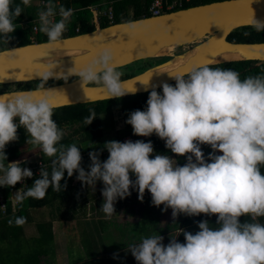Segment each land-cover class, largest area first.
I'll return each instance as SVG.
<instances>
[{
    "label": "clouds",
    "instance_id": "1",
    "mask_svg": "<svg viewBox=\"0 0 264 264\" xmlns=\"http://www.w3.org/2000/svg\"><path fill=\"white\" fill-rule=\"evenodd\" d=\"M29 4L30 0H0V40L10 39L8 34L15 28L13 20L22 12L21 5ZM72 11L56 0H45L38 10L39 30L50 45L61 38ZM141 23L125 21L121 27L135 35ZM248 24L256 31L264 30V21L253 15ZM209 63L166 72L174 85L162 81L158 92L153 83L143 110L129 112L125 120L134 135L155 134L165 148L183 155L182 165L174 157L154 153L150 140H109L103 144L107 158L101 161L98 151H90L85 171L80 166L79 147L58 143L63 130L52 118L50 102L56 90L45 88V82L75 76L83 90L89 85L98 87L106 99L119 98L135 89L123 86L122 73L109 47H99L87 63L73 64L66 73L54 74L57 59H50L35 74L42 89L39 95L32 90L0 94V186H12L33 176L28 167H22V160L6 162L5 146L17 139L16 129L22 127L27 133L25 143L38 146L51 160L50 168L41 167L30 187L13 194L17 203L28 197L42 199L50 187L60 191L62 177L65 173L72 176L75 170L82 184L102 183L100 209L106 216L114 213L117 198L130 194V187L138 199L147 189L151 204H162L161 211L170 208L172 217L178 213L215 214L216 227L202 219L194 233L182 229L183 243L175 235L162 244L159 234L129 243L127 250L137 264H264V223L257 219L264 217V73L241 78L234 69L210 67ZM153 73L160 72L149 69L145 78L135 80L147 88ZM88 111L85 125L96 116L94 110ZM201 144L211 149L207 159ZM243 216L248 219H240ZM16 222L21 223L22 218Z\"/></svg>",
    "mask_w": 264,
    "mask_h": 264
},
{
    "label": "trees",
    "instance_id": "2",
    "mask_svg": "<svg viewBox=\"0 0 264 264\" xmlns=\"http://www.w3.org/2000/svg\"><path fill=\"white\" fill-rule=\"evenodd\" d=\"M162 1V13H168L222 0H183L180 6L176 5L173 8H169V6L180 0ZM44 2L45 0H30L28 6L21 5L22 12L13 20L15 28L8 34L10 39H8L7 42L0 40V51L27 44L47 42L46 34L39 30V20L37 16L38 10L44 7ZM152 2L153 0H56L57 4H62L65 8L70 7L73 10L60 39L89 34L95 31L96 25L93 21L94 15L96 16V22L100 29L125 21H134L151 17L149 6ZM14 3H19V0H14ZM108 8L111 9L112 19H108L107 16L104 15ZM92 9L95 10L94 14ZM33 25L37 26L36 33L32 30ZM227 41L235 44L264 43V30L256 31L251 26L240 27L229 34ZM186 47L188 46H178L173 51V55L182 54L188 49ZM171 58L172 56L162 58L151 57L129 66L134 69L143 66L139 71V73H141L147 69L161 65ZM153 59H164L165 62L153 66L151 63ZM209 66L234 69L240 74L241 78L247 75L264 73V61L260 60H233L215 63ZM131 76L133 75H125L121 80ZM74 79L76 78L52 80L48 82L49 84H47V86L69 82ZM171 84L174 85V83ZM22 85L20 90L35 89L31 83H23ZM38 86H36V88H38ZM157 91L159 92L160 88L157 89ZM147 95L148 92L116 99L53 108L52 118L57 126L63 130L62 138L58 143L63 144L65 147L69 144H76V146L79 147L81 155L80 166L84 168L85 171L88 170V165L90 163L88 155L90 151H98V158L103 161L108 155L107 150L103 148L104 142L109 140L122 142V138L125 136H131L135 138V140H150L154 153L167 154L170 157H174L178 165H182L185 162L184 156L174 154L169 149L165 148L162 139L158 138L155 134H150L145 139H142V136L134 135L131 126L125 123L129 112L136 109L143 110L146 106L145 101ZM89 109L94 110L96 116L93 117L90 123L85 125L83 121L84 117L89 114ZM108 128H112L113 132L108 134L105 131ZM16 134L17 139L8 142L5 146L6 162L22 160V167L33 166L39 160L50 162L51 158L45 156L38 146L25 143L27 133L22 127L16 129ZM200 147L207 159V153L210 152L211 149L205 144H201ZM261 172L264 173V166L261 167ZM35 178L38 177L34 175L31 177L28 187L31 186L32 180ZM130 179H134L131 174ZM60 184L63 186L60 191H53L50 187L46 189V194L42 199L28 197L22 203H16L13 209L11 207L14 206L11 205L10 201H6L7 207L4 213L0 211V264H5V262L12 261L13 259L15 260L14 264H29V262H32L27 256H23V252L20 251L22 245L19 237L23 233V225L31 221V212L33 210L50 208L49 211L53 214L54 210L60 211L64 206L67 208L65 213L73 216L76 215V210L84 208L81 215L86 216L87 209L85 208L88 202L93 203L97 199L103 202V197L101 195V188L103 185L99 180L96 181L94 185L95 190L93 192L86 191L83 189L81 181H76V172L74 170L72 176H67L65 173ZM16 188L17 184L12 186H0V194L7 198ZM126 197L123 199H116L114 202V215L119 213L121 205L127 200ZM127 204L124 203L123 205L127 207ZM90 208L93 210L94 205L92 204ZM149 208L150 206L140 207V215L145 216L148 214L147 211ZM17 218H22V222L17 223ZM214 218L215 214L211 216L206 214H198L195 216L180 214V220L172 227H188L197 224V222L202 219L209 221L211 219L214 220ZM247 218V216H243L240 219L243 220ZM8 246H10L16 258L11 255L12 253L10 254L8 252L10 249ZM30 255L31 254H29V256ZM31 257L32 256H30V258Z\"/></svg>",
    "mask_w": 264,
    "mask_h": 264
},
{
    "label": "water",
    "instance_id": "3",
    "mask_svg": "<svg viewBox=\"0 0 264 264\" xmlns=\"http://www.w3.org/2000/svg\"><path fill=\"white\" fill-rule=\"evenodd\" d=\"M251 15L259 21H264V0H248V3H244V0H222L162 13L158 16L134 20L142 22L135 35H129V33L121 27L122 23H120L110 25L106 28H98L89 34L59 39L57 43L52 45L48 42H43L14 47L18 48L14 51H10L9 49L3 50L0 51V64L3 65L6 71L4 77L0 78V85L39 81V77H36L35 75L39 69H34L31 72L27 71V63H24V61L22 62L19 58L21 55L27 53L59 48L88 49L84 54L79 56L57 61V65L52 71L54 74L57 72L66 73L67 69L72 67L73 64L75 66H82L87 63L93 55H95L96 52L93 53L91 50L97 49L98 46H93V44H90L89 42L78 43L77 39L92 34H95V37L103 34L105 35L107 31L111 30H119V32L112 39L105 42L104 45L115 48V59L118 61L115 63L117 68H124L147 58L158 57L153 54V52L163 45L176 42L174 46L175 49L178 46H184L185 44L196 42L199 39H202V42L198 46L196 54L193 56L195 59L191 58L189 60L190 62L188 61L182 67L178 68V71H186L192 65H198L204 62H210L209 65L215 64L212 63V58L224 46L249 54V57L242 60L264 61V56L261 55H264V43L235 44L227 41V37L233 30L240 27L250 26L248 21L251 18ZM221 36L223 37L220 39ZM185 38H191L192 41L182 44L180 41ZM256 55H261V57H256ZM80 57H86L88 59H76ZM17 62L25 65L23 75H21L22 70L19 68L9 69L7 71L11 64ZM158 66L150 69H155ZM41 69H43V67H41ZM148 71L149 69L129 78L122 79L125 88L131 89L133 87L135 91L127 92L121 97L146 93L150 90L153 83L157 85V89H159V84L162 81L170 84L174 83V80L169 74L153 73L149 78V83L146 88L139 80L135 79L145 78ZM71 78L76 77H68V79ZM60 79L64 78L61 77ZM48 80L59 79L49 78ZM44 87L56 90L50 96V102L52 103L53 108L116 99V97L106 99L102 89L91 85L86 88L88 91L83 90L79 86L77 78L69 82ZM30 90L34 93H40L42 89L35 88ZM17 91L21 90L7 91L0 94L4 93L11 95Z\"/></svg>",
    "mask_w": 264,
    "mask_h": 264
},
{
    "label": "crops",
    "instance_id": "4",
    "mask_svg": "<svg viewBox=\"0 0 264 264\" xmlns=\"http://www.w3.org/2000/svg\"><path fill=\"white\" fill-rule=\"evenodd\" d=\"M173 51L159 56L160 58L172 56ZM76 181L80 182L77 179ZM82 187L90 192L95 190L85 183ZM16 191V189L13 190L7 198L14 199L13 194ZM129 192L124 202L125 204L128 202L127 207L123 205L124 203L123 206L121 205L120 217L118 213V215H104L91 220L89 216L81 215L84 208H77L76 215L70 216L65 213L67 208L64 206L60 211L54 210L53 214L50 213V208L33 210L31 221L22 227L23 233L19 237L22 245L20 251L23 252V256L32 260L29 264H137L127 250L129 243L139 242L142 237L154 234L161 235L162 244H167L169 236L175 235V239L183 243V232H180L182 229L191 233L198 230L197 224L188 227H172L180 220L181 213L172 217L170 208L161 211L164 207L162 204L152 205L147 189L142 199L137 198V192L131 187ZM10 203L14 206L11 208H15L17 202L10 200ZM93 203H87L85 208L87 213L91 210ZM133 204L137 206L136 210L131 209ZM144 206H150V208L147 211L148 214L141 216L139 208ZM215 219L208 221L210 227L217 226ZM257 219L264 223V217ZM8 252L14 256L11 248ZM28 253L31 254V258ZM14 262L13 259L5 264H14Z\"/></svg>",
    "mask_w": 264,
    "mask_h": 264
},
{
    "label": "bare ground",
    "instance_id": "5",
    "mask_svg": "<svg viewBox=\"0 0 264 264\" xmlns=\"http://www.w3.org/2000/svg\"><path fill=\"white\" fill-rule=\"evenodd\" d=\"M118 32L119 30H111V31H107L105 35L103 34L101 36L95 37V34L83 36V37L78 38L77 42L78 43L89 42L90 44H93V46H99L100 44H104L108 40L112 39L114 36L118 34ZM191 41H192L191 38H185V39H182L180 42L182 44H185ZM175 44L176 42L163 45L159 47L156 51H154L153 54L157 56L162 55V54H167L174 49ZM198 46H192L178 56L174 54L171 60L155 68L157 72H160L157 74H168L166 72H170L173 69H178V66L179 68L182 67L191 58H193V56L196 54L198 50ZM87 50L88 49L59 48V49L42 50L38 52L27 53L25 55H21L19 58L22 62L24 61V63H27L28 61H32L36 64L44 65L45 63H48L50 59L52 58H55L57 59V61H60L63 59H67V58H71L74 56H79L81 54H84ZM261 55L264 56L263 54ZM261 55H256V57H261ZM247 57H249V54H246L238 50H234L228 46H224L220 51H218L213 56L212 63L242 60Z\"/></svg>",
    "mask_w": 264,
    "mask_h": 264
},
{
    "label": "built area",
    "instance_id": "6",
    "mask_svg": "<svg viewBox=\"0 0 264 264\" xmlns=\"http://www.w3.org/2000/svg\"><path fill=\"white\" fill-rule=\"evenodd\" d=\"M181 1H183V0H180L178 2L172 3V5H170L169 8H173L176 5L180 6L181 5ZM184 1H187V0H184ZM162 8H163V1L162 0H153V2L149 6L150 15L151 16H158V15L162 14ZM92 11H93V14H94L95 10L92 9ZM104 15L107 16L108 19H112L111 9L108 8L107 11L104 13ZM96 20H97L96 16L94 15L93 21L95 22L96 28H98ZM32 30H33L34 33H36L37 32V26L33 25ZM145 138L146 137L142 136V139H145ZM125 140L135 141V138H133L131 136H125L124 138H122V142L125 141ZM49 166H50V162H43V161L39 160L33 166H29L28 168L32 171L34 176L38 177L39 169L41 167L49 168ZM30 180H31V177H28V178H24L23 181L16 182V184H17L16 190L17 189H21L22 190V189L28 187V184H29ZM10 200L13 201V202H16L14 199L5 198V197H3L2 194H0V211L2 213H4V210L7 207L6 206V201H10Z\"/></svg>",
    "mask_w": 264,
    "mask_h": 264
},
{
    "label": "rangeland",
    "instance_id": "7",
    "mask_svg": "<svg viewBox=\"0 0 264 264\" xmlns=\"http://www.w3.org/2000/svg\"><path fill=\"white\" fill-rule=\"evenodd\" d=\"M202 42V39H199L198 41H196V42H193V43H188V44H185L184 45V47L185 46H188V47H186V48H190V47H192V46H198L200 43ZM173 50H175V49H173ZM159 57H161V56H159ZM158 57V58H159ZM163 62H165V60L164 59H153V60H151V63L153 64V66H155V65H157V64H160V63H163ZM136 66V65H135ZM143 68V66H140V68H133V67H131V66H126V67H124V68H118V70L119 71H121V73H122V75H121V78H123L125 75H135V74H138L139 73V71L141 70ZM49 81H52V80H47L46 82H45V84H44V86H47V84H49L48 82ZM27 83H31V85L33 86V87H35L36 88V86H38V85H40V81H35V82H27ZM23 83H15V84H7V85H0V92L2 93V92H7V91H15V90H20V88L23 86L22 85ZM38 88H40L39 86H38ZM108 134L111 132H113V129L112 128H108V129H106L105 130ZM217 154H219V153H217ZM85 184H87V183H85ZM87 186H90V188L91 189H95V186H92L91 184H89V185H87ZM89 188V189H90ZM90 189V190H91ZM97 196V195H96ZM134 196V195H133ZM95 203H93V205H95L94 206V209L93 210H90V211H88L89 213H87L86 212V216H89L88 218L89 219H93V218H99L100 216H104L105 214L101 211V209H100V206H101V202L97 199L96 201H94ZM131 206V205H130ZM137 209V206L135 205V204H133V207L131 206V209ZM36 214H37V212H36ZM118 215V214H117ZM121 216V212L119 213V217ZM74 249H75V247H74Z\"/></svg>",
    "mask_w": 264,
    "mask_h": 264
},
{
    "label": "snow or ice",
    "instance_id": "8",
    "mask_svg": "<svg viewBox=\"0 0 264 264\" xmlns=\"http://www.w3.org/2000/svg\"><path fill=\"white\" fill-rule=\"evenodd\" d=\"M244 3H248V0H244ZM99 47H109V46H106V45H104V44H100L99 46H98V48ZM98 48L97 49H92L91 51L94 53V52H96L97 50H98ZM109 48H111V50H112V53H113V62L114 63H116V62H118L116 59H115V57H116V50H115V48L114 47H109ZM77 60H83V59H88V58H86V57H80V58H76ZM193 59H195V57L193 58ZM190 62V61H189ZM41 67H44V66H41V65H39V64H36V63H34V62H32V61H28L27 62V66H26V70L27 71H29V72H31L32 70H34V69H41ZM16 68H19L20 70H22L21 71V75H23V69L25 68V65H23V64H20V63H13V64H11L10 66H9V68L7 69V71L9 70V69H16ZM5 69H4V67H3V65L2 64H0V78H3L4 77V75H5ZM177 71H178V69H177ZM19 78V77H18ZM85 91H88L87 89H85ZM36 95H39L40 93H35Z\"/></svg>",
    "mask_w": 264,
    "mask_h": 264
}]
</instances>
